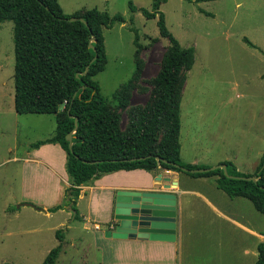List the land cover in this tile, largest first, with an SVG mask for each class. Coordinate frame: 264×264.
Wrapping results in <instances>:
<instances>
[{
	"label": "rangeland",
	"instance_id": "374dc122",
	"mask_svg": "<svg viewBox=\"0 0 264 264\" xmlns=\"http://www.w3.org/2000/svg\"><path fill=\"white\" fill-rule=\"evenodd\" d=\"M152 1L58 0L67 14L95 7L110 15H123L124 22L103 29L107 63L94 76L110 108L122 114L123 129L130 107L146 103L169 44L159 35L157 18L148 19L129 7L132 2L137 8L150 9ZM160 10L180 44L194 47V63L180 101L183 147L198 141L216 155L219 151L233 153L231 160L238 170L252 173L256 152L264 146V78L260 77L264 73V0H166ZM130 26L137 29L143 45L139 54L143 69L130 91L128 107L121 110L112 93L135 69ZM14 63L13 22L7 20L0 22V264H41L58 244L55 231L65 230L67 223L59 225L60 214L46 215L23 203L41 207L52 201L50 192L56 183H62L59 174L67 172L64 164L63 168L57 165L55 173L26 160L31 143L55 133L56 119L54 114L14 110ZM242 201L248 205L253 224L264 225V214L246 198ZM76 251L61 253L56 264H77L80 256ZM98 257L99 250L93 247L90 259Z\"/></svg>",
	"mask_w": 264,
	"mask_h": 264
},
{
	"label": "trees",
	"instance_id": "16d2710c",
	"mask_svg": "<svg viewBox=\"0 0 264 264\" xmlns=\"http://www.w3.org/2000/svg\"><path fill=\"white\" fill-rule=\"evenodd\" d=\"M164 1L153 0L150 9L137 8L129 2L131 11L140 10L148 19L157 18L159 35L167 38L169 44L151 81L146 103L130 107L123 129L122 114L110 108L94 79L107 63L103 29L124 22L123 15H110L95 7L67 14L58 0H0V22H13L14 110L20 114L55 115V133L30 147L58 143L65 151V169L72 182L69 188L74 201L73 220H80L75 206L79 194L76 186L103 173L121 169L151 171L159 167L194 177L216 176L218 188L230 197L247 198L264 214V156L252 173L239 171L229 160L222 162L228 174L253 175L256 180L228 177L221 168L196 173L183 170L209 166L180 158V101L187 72L194 63V47H183L169 31L160 10ZM73 16L79 19L70 20ZM129 29L134 32L135 69L131 78L112 93L121 110L128 107L130 91L143 69L139 33L133 26ZM244 41L254 47L248 39ZM70 131L71 146L66 139ZM66 204L64 198L62 204L47 210L54 212ZM55 237L59 243L49 250L41 264H56L64 230L57 229ZM257 251L255 264H264V242L257 245Z\"/></svg>",
	"mask_w": 264,
	"mask_h": 264
},
{
	"label": "crops",
	"instance_id": "0c3cea01",
	"mask_svg": "<svg viewBox=\"0 0 264 264\" xmlns=\"http://www.w3.org/2000/svg\"><path fill=\"white\" fill-rule=\"evenodd\" d=\"M261 75L264 78V73ZM185 85L186 82L183 90ZM180 139L181 122L180 158L184 162L207 166L225 160L232 162L233 153L225 155L219 151L216 155L214 150L210 151L198 141V145L183 147ZM31 149V152L27 151L26 160L38 168L43 165L44 169L49 168L56 173L57 165L62 168L65 165L66 153L58 143H45ZM263 155L264 146L256 152V167ZM59 178L62 183H56L55 189L50 192L53 200L42 204L45 212H39L62 216L59 225L67 223V226L59 256L75 249L80 256L77 264H255L257 245L264 242V225L253 224V219H249L248 205L246 207L245 201H242L245 197H230L217 187L216 176L194 177L161 167L151 171L121 169L103 173L76 186L79 194L75 206L80 220H73V212L66 211L65 205L54 212L47 210L62 204L66 190L72 186L68 173L59 174ZM51 183L53 185L54 180ZM146 188L175 194V239L161 241L105 236L104 230L113 215L117 190ZM24 197L27 199V196ZM93 247L99 250L96 261L90 259Z\"/></svg>",
	"mask_w": 264,
	"mask_h": 264
},
{
	"label": "water",
	"instance_id": "95a60500",
	"mask_svg": "<svg viewBox=\"0 0 264 264\" xmlns=\"http://www.w3.org/2000/svg\"><path fill=\"white\" fill-rule=\"evenodd\" d=\"M69 19L76 20L79 17L73 16ZM94 59L95 56L92 61ZM70 117L73 116L70 115ZM77 120L78 118L75 116V128ZM73 131L66 135L69 146H71ZM157 159L160 158L157 157ZM216 168H221L228 177L256 180L253 175L242 177L228 174L226 165L223 163L209 167L183 168V170L196 173L207 172ZM65 198L67 201L65 209L73 212L74 201L71 198L70 188L66 190ZM23 204L45 212L44 208L32 203ZM109 222L107 229L104 230V235L107 237L173 241L176 234V196L172 192L159 191L153 188L119 189L115 195L113 215Z\"/></svg>",
	"mask_w": 264,
	"mask_h": 264
}]
</instances>
